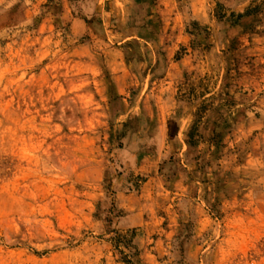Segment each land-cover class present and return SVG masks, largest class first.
<instances>
[{
	"label": "rangeland",
	"instance_id": "rangeland-1",
	"mask_svg": "<svg viewBox=\"0 0 264 264\" xmlns=\"http://www.w3.org/2000/svg\"><path fill=\"white\" fill-rule=\"evenodd\" d=\"M0 264H264V0H0Z\"/></svg>",
	"mask_w": 264,
	"mask_h": 264
}]
</instances>
